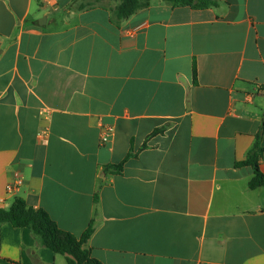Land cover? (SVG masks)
<instances>
[{
  "label": "crops",
  "instance_id": "0c3cea01",
  "mask_svg": "<svg viewBox=\"0 0 264 264\" xmlns=\"http://www.w3.org/2000/svg\"><path fill=\"white\" fill-rule=\"evenodd\" d=\"M57 4L0 0V208L93 222L102 264H264V187L237 166L263 131L264 174V0ZM0 264L67 261L5 223Z\"/></svg>",
  "mask_w": 264,
  "mask_h": 264
},
{
  "label": "trees",
  "instance_id": "16d2710c",
  "mask_svg": "<svg viewBox=\"0 0 264 264\" xmlns=\"http://www.w3.org/2000/svg\"><path fill=\"white\" fill-rule=\"evenodd\" d=\"M79 1V0H74ZM117 5L114 9V15L118 21H123L139 10L147 8L151 4V0H114ZM177 6H193L194 0H163ZM211 3L200 1L198 7H207ZM95 3L83 5L81 9L93 7ZM194 80H197V68L194 66ZM160 132V130H158ZM157 132V133H158ZM263 132V131H262ZM261 134L256 138L255 145L249 151L247 160L237 164V166H250L254 169V177L249 183L251 189L264 187V174L261 172L259 165V157L263 150L261 149ZM130 157V156H129ZM124 162L114 166L118 172L122 171ZM9 223L15 228L30 229L39 243L51 250L57 255H62L66 258L67 264H102L97 259L93 258L91 251L86 248L88 240L94 233L93 222L89 225L86 232L77 238L69 232L63 231L52 219L45 209L34 208L22 199L15 198L13 203L8 208H0V225Z\"/></svg>",
  "mask_w": 264,
  "mask_h": 264
},
{
  "label": "built area",
  "instance_id": "2783aa9c",
  "mask_svg": "<svg viewBox=\"0 0 264 264\" xmlns=\"http://www.w3.org/2000/svg\"><path fill=\"white\" fill-rule=\"evenodd\" d=\"M46 2L50 1V0H45ZM53 6L58 9L59 8V4H57V0H53ZM113 132V128H107L105 130V132L102 134L101 136V142L103 144H105L108 141L109 135ZM23 185V180L22 178L19 176L15 179L14 183L11 184L8 187V191L9 193H13L16 190H19L21 188V186Z\"/></svg>",
  "mask_w": 264,
  "mask_h": 264
},
{
  "label": "rangeland",
  "instance_id": "374dc122",
  "mask_svg": "<svg viewBox=\"0 0 264 264\" xmlns=\"http://www.w3.org/2000/svg\"><path fill=\"white\" fill-rule=\"evenodd\" d=\"M116 2V1H115Z\"/></svg>",
  "mask_w": 264,
  "mask_h": 264
}]
</instances>
